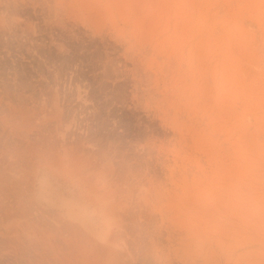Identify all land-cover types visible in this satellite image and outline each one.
<instances>
[{"label":"rangeland","instance_id":"rangeland-1","mask_svg":"<svg viewBox=\"0 0 264 264\" xmlns=\"http://www.w3.org/2000/svg\"><path fill=\"white\" fill-rule=\"evenodd\" d=\"M256 236L264 0H0V264H264Z\"/></svg>","mask_w":264,"mask_h":264},{"label":"crops","instance_id":"crops-1","mask_svg":"<svg viewBox=\"0 0 264 264\" xmlns=\"http://www.w3.org/2000/svg\"><path fill=\"white\" fill-rule=\"evenodd\" d=\"M44 166H46L47 168H49V169L52 170L51 180L53 181V183H56V182L57 183H60V181H61L60 173L58 171H55L54 169H52L51 167H49L47 165H44ZM35 182H36V177H35V180H34V185H35ZM57 189H59V188H57ZM47 192H48V197L50 199L53 198L55 195H60L61 196V190L59 189V190L55 191V189L52 188L51 186H50V188L48 187ZM38 193L40 195V190L38 191ZM34 194L36 196V200H37L38 206L42 207V209L49 210V211H56V212H59L60 211V209L58 208V206L55 203L48 202V201L47 202H44V203H40V196L39 197L37 196L35 189H34ZM104 208L102 210H100V214L99 215H101V217H103V219H105L104 221H105V223L107 225V228H108V231H109L110 217L105 212H103L104 211ZM107 234H108V232H107ZM106 235H105V237H106Z\"/></svg>","mask_w":264,"mask_h":264},{"label":"bare ground","instance_id":"bare-ground-1","mask_svg":"<svg viewBox=\"0 0 264 264\" xmlns=\"http://www.w3.org/2000/svg\"><path fill=\"white\" fill-rule=\"evenodd\" d=\"M253 239L255 240L254 244H257L259 247L264 248V237L263 236H256Z\"/></svg>","mask_w":264,"mask_h":264}]
</instances>
